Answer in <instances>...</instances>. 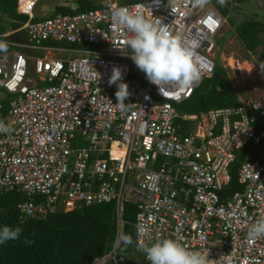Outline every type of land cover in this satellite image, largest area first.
Returning <instances> with one entry per match:
<instances>
[{
  "label": "built area",
  "instance_id": "1",
  "mask_svg": "<svg viewBox=\"0 0 264 264\" xmlns=\"http://www.w3.org/2000/svg\"><path fill=\"white\" fill-rule=\"evenodd\" d=\"M214 1L196 7L178 0L174 14L168 0H105L85 11L35 18L38 0H15V11L26 19L0 34L8 43L7 52H0V121L9 128L0 133V187L27 197L16 204L21 219L111 201L112 246L88 264L123 260L116 258L114 242L122 232L124 199L135 204V247L137 241L173 238L208 253L209 264H264V238L247 237L264 216V90L238 98L233 107L179 113L176 105L199 83L163 95L131 60L125 34L111 21L112 7L144 4L146 14L169 30L199 42L197 51L209 65L205 78L225 21ZM54 52L74 56L59 59ZM114 66L121 67L131 93L123 110L116 105L117 86L108 84ZM257 118L262 122L256 132ZM76 137L83 147L72 146ZM248 143L259 146V153L241 155L236 189L226 191L229 167ZM137 224L147 233L137 237Z\"/></svg>",
  "mask_w": 264,
  "mask_h": 264
},
{
  "label": "trees",
  "instance_id": "2",
  "mask_svg": "<svg viewBox=\"0 0 264 264\" xmlns=\"http://www.w3.org/2000/svg\"><path fill=\"white\" fill-rule=\"evenodd\" d=\"M74 1L77 4L74 10L55 6L53 13L67 14L96 7L88 0ZM225 1L221 3L215 0L214 3L220 10L231 9L232 3L228 2L227 5ZM239 1L243 0H236ZM25 19V15L16 13L15 0H0V34L8 28H16ZM232 24L236 37L246 51L253 53L259 47L255 64L261 72L260 63H264V20L251 14ZM50 44L59 45L57 42ZM237 94L238 90L232 87L229 80L228 68L216 63L210 76L202 78L189 97L176 105V109L179 113H198L212 108L233 107L239 104ZM6 99L1 100L4 107ZM258 130L259 125L255 127V131ZM245 151L255 155L259 153V146L248 143L237 151L236 159L229 167L231 180L226 191L236 189L234 172ZM26 200L27 197L15 189L0 191V227L8 225L22 228L18 239L0 244V264H88L93 258L110 250L114 240L111 201L93 203L79 210L46 213L43 218L21 219L16 204ZM121 205L124 221L121 233L130 234L134 241L132 222L135 204L124 199ZM130 253L133 255L129 256ZM139 255L134 243L124 251L116 248V258L123 259L118 264H136L141 261Z\"/></svg>",
  "mask_w": 264,
  "mask_h": 264
},
{
  "label": "clouds",
  "instance_id": "3",
  "mask_svg": "<svg viewBox=\"0 0 264 264\" xmlns=\"http://www.w3.org/2000/svg\"><path fill=\"white\" fill-rule=\"evenodd\" d=\"M177 2L178 0H168L167 3V7L171 8L174 14L177 10ZM223 2L224 0H221V3ZM154 3L159 5L160 0H154ZM192 3L196 7H203L207 0H192ZM145 8L144 4H137L134 7H112L111 10L112 24L125 34L123 43L131 50V60L146 75L149 82L159 87L163 95L165 90H180L181 92L190 90L201 81L203 70L209 66L197 51L200 47L199 42L185 39L182 34L172 32L161 22L160 18H152L146 14ZM116 48L120 49L118 46ZM7 49L8 43L0 40V52H7ZM260 70L264 74V63H260ZM123 75L121 67L114 66L108 80L110 86L113 84L117 86L116 105L121 110L129 104L125 103V100L131 95L128 84L123 80ZM100 76L98 71L93 73V78L97 81ZM8 131V126L0 121V133ZM5 190L10 189L0 187V191ZM59 211L62 210L48 213ZM147 231L145 225H136L137 237L146 234ZM21 232L22 228L18 226L0 227V244L18 239ZM247 237L250 241L264 238V216L251 224ZM133 243V237L130 234L118 233L114 248L124 251ZM136 249L146 256L150 264H209L208 253L190 250L173 238H160L155 242L140 243L137 241Z\"/></svg>",
  "mask_w": 264,
  "mask_h": 264
},
{
  "label": "rangeland",
  "instance_id": "4",
  "mask_svg": "<svg viewBox=\"0 0 264 264\" xmlns=\"http://www.w3.org/2000/svg\"><path fill=\"white\" fill-rule=\"evenodd\" d=\"M88 1L97 3L105 0ZM116 1L122 2L123 0ZM228 2L232 3L231 9H219V13L225 21L222 23L218 35L214 39L216 50L213 60L215 64L222 63V66L228 68L230 80L233 85L236 86L240 96L245 99L253 98L258 96L264 90V74L259 71L257 65L255 64L259 47H257L253 53L246 51L234 33L232 22L236 23L241 18L245 16L247 17L251 14H255L256 17H260L264 20V0H243L242 2L227 0V5ZM70 4L74 6L71 0H39L33 8L32 13L34 17H47L53 14L55 6H70ZM7 30H9V28ZM57 46L69 48L72 45L62 43ZM54 54L59 59L74 56V54L66 52H54ZM35 55H41V53L36 51ZM228 58H231L232 64L228 62ZM261 122L262 120L257 118L254 127L259 125L260 129ZM84 145L85 141L79 137L72 140L73 147L81 148ZM136 264H143V262L138 261Z\"/></svg>",
  "mask_w": 264,
  "mask_h": 264
},
{
  "label": "crops",
  "instance_id": "5",
  "mask_svg": "<svg viewBox=\"0 0 264 264\" xmlns=\"http://www.w3.org/2000/svg\"><path fill=\"white\" fill-rule=\"evenodd\" d=\"M72 1V3L74 4V6H72V4H70V6H68V7H71V8H75L76 7V2L74 1V0H71ZM124 1V0H123ZM102 1H100V2H97V3H94V2H91L92 4H95V5H98V4H100ZM67 6V5H66ZM52 9H53V7H52ZM222 64V63H221ZM225 67V66H224ZM228 77H229V75H228ZM229 80H230V77H229ZM230 82H231V80H230ZM231 85H232V87L233 88H235V89H237L236 88V86L235 85H233V83L231 82ZM260 95V94H259ZM258 95V96H259ZM258 96H256V97H258ZM237 97L240 99V100H245V98H243L242 96H240L239 95V92H238V94H237Z\"/></svg>",
  "mask_w": 264,
  "mask_h": 264
},
{
  "label": "water",
  "instance_id": "6",
  "mask_svg": "<svg viewBox=\"0 0 264 264\" xmlns=\"http://www.w3.org/2000/svg\"><path fill=\"white\" fill-rule=\"evenodd\" d=\"M24 53L27 54V55H31L32 53L30 51H27V50H24ZM29 71L31 74H33V69H32V65L31 63L29 64Z\"/></svg>",
  "mask_w": 264,
  "mask_h": 264
},
{
  "label": "bare ground",
  "instance_id": "7",
  "mask_svg": "<svg viewBox=\"0 0 264 264\" xmlns=\"http://www.w3.org/2000/svg\"><path fill=\"white\" fill-rule=\"evenodd\" d=\"M228 62L232 64V60H231V58H230V59L228 58Z\"/></svg>",
  "mask_w": 264,
  "mask_h": 264
}]
</instances>
